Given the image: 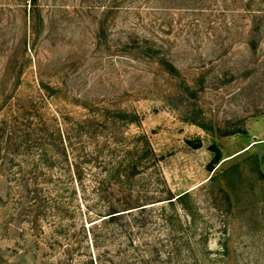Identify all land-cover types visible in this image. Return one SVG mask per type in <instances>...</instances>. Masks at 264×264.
Here are the masks:
<instances>
[{"label":"rangeland","instance_id":"rangeland-1","mask_svg":"<svg viewBox=\"0 0 264 264\" xmlns=\"http://www.w3.org/2000/svg\"><path fill=\"white\" fill-rule=\"evenodd\" d=\"M259 1L38 0L35 32L25 1L0 0V264L56 258L49 245L58 218L45 207L54 204V181L38 163L40 139H55L65 118L99 117L103 109L135 113L136 122L111 130L145 133L167 187L190 193L206 235L203 264H264ZM257 25L253 49L248 30ZM129 35L150 37L179 75L128 47ZM239 125L244 133H222ZM212 145L221 159L209 170Z\"/></svg>","mask_w":264,"mask_h":264},{"label":"trees","instance_id":"trees-1","mask_svg":"<svg viewBox=\"0 0 264 264\" xmlns=\"http://www.w3.org/2000/svg\"><path fill=\"white\" fill-rule=\"evenodd\" d=\"M18 1L28 4L30 26L38 32L42 21L38 0ZM261 28L248 30L253 49ZM127 44L168 75H179L150 37L129 35ZM136 121L133 112L103 109L99 117L85 116L72 123L65 118L54 129L55 139L51 134V142L48 136L40 139L38 163L46 165L47 182L54 181L55 191L50 197L54 204L45 207L53 208L58 218V238L49 245L57 256L48 264H203L206 235L190 212V193L174 195L167 187L160 159L145 133L117 136L111 130ZM194 123L208 129L203 122ZM244 132L239 125L222 133ZM50 145L56 147L55 155L49 152ZM210 149L213 170L221 151L216 145ZM32 174L37 180L38 174Z\"/></svg>","mask_w":264,"mask_h":264}]
</instances>
